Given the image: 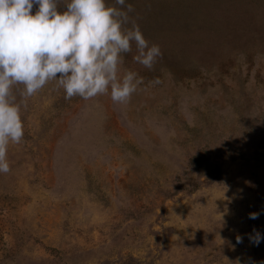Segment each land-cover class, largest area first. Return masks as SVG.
I'll list each match as a JSON object with an SVG mask.
<instances>
[{
	"label": "rangeland",
	"instance_id": "rangeland-1",
	"mask_svg": "<svg viewBox=\"0 0 264 264\" xmlns=\"http://www.w3.org/2000/svg\"><path fill=\"white\" fill-rule=\"evenodd\" d=\"M127 3L162 51L128 103L13 86L0 264H264V0Z\"/></svg>",
	"mask_w": 264,
	"mask_h": 264
},
{
	"label": "clouds",
	"instance_id": "clouds-1",
	"mask_svg": "<svg viewBox=\"0 0 264 264\" xmlns=\"http://www.w3.org/2000/svg\"><path fill=\"white\" fill-rule=\"evenodd\" d=\"M60 3L0 0V174L11 171L9 144H19L24 137L14 85H23L25 98L55 81L66 100L110 94L114 103L126 104L143 78L134 70H121L124 54L131 53L134 63L149 70L162 56L159 45L150 44L138 24L125 27L133 11L127 0H114L111 6L107 0H62L64 11L58 10ZM259 215L251 213L249 218ZM242 239L237 237V242ZM249 239L258 246L264 236L254 230Z\"/></svg>",
	"mask_w": 264,
	"mask_h": 264
}]
</instances>
